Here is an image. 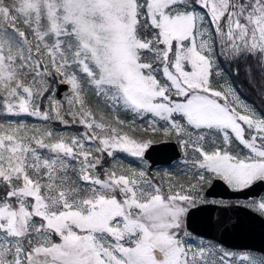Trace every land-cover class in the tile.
Segmentation results:
<instances>
[{
	"label": "snow or ice",
	"instance_id": "snow-or-ice-1",
	"mask_svg": "<svg viewBox=\"0 0 264 264\" xmlns=\"http://www.w3.org/2000/svg\"><path fill=\"white\" fill-rule=\"evenodd\" d=\"M241 72L264 94V0H0V264H264L186 224L219 203L213 180L264 182V114L229 79ZM141 132L175 139L189 182L116 162L143 161ZM244 207L264 216V196Z\"/></svg>",
	"mask_w": 264,
	"mask_h": 264
},
{
	"label": "water",
	"instance_id": "water-1",
	"mask_svg": "<svg viewBox=\"0 0 264 264\" xmlns=\"http://www.w3.org/2000/svg\"><path fill=\"white\" fill-rule=\"evenodd\" d=\"M61 95L62 91H58V96ZM144 158L151 164L150 168L155 169L174 164L182 158V153L176 142L168 141L151 145ZM263 194L264 182L257 183L247 193H234L223 181L214 180L205 196L236 202L247 201L249 195ZM186 224L193 234L227 249L264 255V218L243 205H201L189 210Z\"/></svg>",
	"mask_w": 264,
	"mask_h": 264
},
{
	"label": "rangeland",
	"instance_id": "rangeland-1",
	"mask_svg": "<svg viewBox=\"0 0 264 264\" xmlns=\"http://www.w3.org/2000/svg\"><path fill=\"white\" fill-rule=\"evenodd\" d=\"M0 119H2V118H0ZM8 119H24V120H27V121H29V123H33V124H38V123H41L40 121H37V120H35L34 118H31V117H22V118H16V117H9ZM53 123H55V122H53ZM138 124V126H140V127H142V126H146L145 124H144V122L143 121H139V120H137L136 121V125ZM55 125H60V124H58V123H55ZM61 126V125H60ZM61 131H63V132H65L66 134H69V135H76V134H78L79 132H81L82 131V129L80 128V127H78V126H76V128H75V131H68V130H61ZM149 133H151V132H149ZM163 135V134H162ZM164 136V135H163ZM164 137H166V136H164ZM168 137H170V136H168ZM167 137V138H168ZM147 140V139H146ZM165 141H170V140H165ZM153 142H151L150 143V145L152 144ZM149 145V146H150ZM240 147H242V146H240ZM148 149V148H147ZM146 149V150H147ZM145 150V151H146ZM117 156H121V157H124L125 159H127V163H128V165H123L124 167H129V166H131V167H133V168H137V169H143V170H146L147 172H148V174H149V176H151V177H153L154 178V180L157 182V183H161L165 188L167 187V181H168V179H169V177H166L165 176V173L167 172V173H170V178L172 179V181H174V179H175V176H184V177H187L189 180L191 179V177H188V176H186V175H184V171H183V168L181 167V166H179V164L177 163V165L175 166V167H173V168H162L161 169V171H158V170H150L149 169V164H148V162L147 161H145L144 160V158H143V161H141V160H139V159H137V158H133V157H131V156H128L127 154H124V153H118L117 154ZM108 162H110V164L108 163ZM112 163H113V161L110 159V158H108L106 155H105V158H104V166L105 167H111L112 166ZM98 171H100V172H102V169H98ZM175 182H177L176 180H175ZM189 182V181H188ZM207 187H208V185H207ZM203 195H204V192H203ZM209 201H211V200H209ZM217 202H219L218 204H220V202H222V201H217ZM246 202H240L239 204H241V205H244ZM198 205H201V203H198L196 206H198ZM195 206V207H196ZM193 208V207H192ZM191 209V208H190ZM189 209V210H190ZM252 210V209H251ZM259 214V213H258ZM264 217V216H263ZM195 237V236H194ZM201 241H203V243L205 244V245H207V244H211V242H208V241H205V240H202V239H199V238H197V237H195V242L197 243V244H199ZM218 248H219V246H218ZM235 253H241V252H235ZM243 253V252H242ZM249 254H251V255H255V256H257V257H260L261 255H257V254H253V253H249Z\"/></svg>",
	"mask_w": 264,
	"mask_h": 264
},
{
	"label": "trees",
	"instance_id": "trees-1",
	"mask_svg": "<svg viewBox=\"0 0 264 264\" xmlns=\"http://www.w3.org/2000/svg\"><path fill=\"white\" fill-rule=\"evenodd\" d=\"M227 75V73H226ZM229 79L232 81L233 86L237 89L241 99L247 102L250 106L254 107L259 113L264 114V94L260 93L256 87L251 85L247 79H245L243 72H241L239 77L230 76ZM264 83L260 81L259 76H257V84ZM93 107H95V101H93ZM126 119H131V117H125ZM33 124V123H30ZM53 128L58 130H64L60 125H55L52 123ZM138 126V124L136 125ZM140 127V126H139ZM76 126L66 128L68 131H75ZM138 136L143 137L144 139L150 140L153 143L162 142L165 140H175L173 137H164L162 133L153 134V133H137ZM117 163L122 164L125 162V159L121 156H117ZM110 164V162H108ZM125 164V163H124ZM183 180V179H182ZM184 181V180H183ZM214 244V243H211ZM216 245V244H214ZM218 247V245H216Z\"/></svg>",
	"mask_w": 264,
	"mask_h": 264
},
{
	"label": "flooded vegetation",
	"instance_id": "flooded-vegetation-1",
	"mask_svg": "<svg viewBox=\"0 0 264 264\" xmlns=\"http://www.w3.org/2000/svg\"><path fill=\"white\" fill-rule=\"evenodd\" d=\"M227 204H229V203H227Z\"/></svg>",
	"mask_w": 264,
	"mask_h": 264
}]
</instances>
